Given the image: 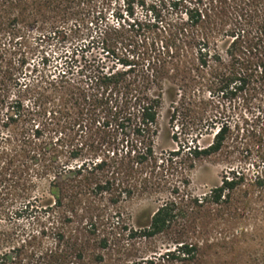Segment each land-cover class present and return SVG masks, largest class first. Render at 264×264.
Listing matches in <instances>:
<instances>
[{
	"label": "rangeland",
	"instance_id": "rangeland-1",
	"mask_svg": "<svg viewBox=\"0 0 264 264\" xmlns=\"http://www.w3.org/2000/svg\"><path fill=\"white\" fill-rule=\"evenodd\" d=\"M75 5V15L69 24L73 29L72 42L38 45V33L29 27L24 49L35 52L30 60L33 64H41V57L46 55V72H67L73 90L77 88L90 96L103 93L96 85L98 76L103 73L128 70L131 79L143 81V74H149L150 55L170 35L169 30L186 17L183 8L173 10L168 0H79ZM258 9L264 12V0L259 1ZM107 25L113 28L107 29ZM256 31L257 28H251L250 41L239 43L236 48L237 57L240 59L239 55H242L250 66L264 53V38L259 40ZM219 40V49L228 59L232 38L223 36ZM120 60H130L136 66L130 69ZM205 79L199 78L194 83L190 79L186 96L177 105L171 99H165L160 110V133L155 143L160 161L155 168H138L126 175L127 180L138 186L131 197L124 196V192L120 198L118 211L122 212L125 222L121 224L124 228L119 230L121 237L113 240L115 243L109 248L99 246L100 237L110 236L112 227L104 230L100 225L102 232L93 233L86 226L85 217L92 213L101 219L116 211L110 203V194L105 193L89 198V205L94 210L87 213L86 208H82L83 211L81 207L77 208L79 212L63 224L59 217L68 209L63 206L52 211L39 210L26 217L9 212L8 216L0 218V232L11 236L0 245V256L13 247L22 246L21 263L41 264L39 255L55 244V235L50 230L62 224L66 237L62 241L65 254L60 258V264H264V96L251 87L233 98L211 95ZM72 98L65 106L58 100L51 103L53 110H59V121L53 120L50 136L62 137L67 144L65 149H77L83 155L77 162L96 153L101 157L112 156L113 152L121 156L136 148V144L140 146L141 137L133 132V128L119 127V122L112 120L107 100L96 103L81 100L79 96V104H76ZM216 111L232 124L228 146L220 155L192 160L190 147L197 143L206 146L214 137V132L207 126L199 124L196 127L194 123ZM78 118L83 130L74 123ZM9 129L0 131L8 133ZM57 130L62 133H56ZM174 151L179 154L172 155ZM229 165L246 173V184L238 189L232 205H226L211 216L205 215V211L190 214L188 199L210 193L221 183ZM43 186L44 179L34 195L42 193ZM123 187L115 191L116 196ZM166 203H175L172 208L182 217L177 223L187 222L184 228L176 225L152 238L132 239L129 236L131 229H143L149 224L153 213ZM117 220L115 216L111 221L117 226ZM180 230L185 233L186 240L199 243L195 259L173 260L167 256L168 251L175 248L174 237ZM74 239L79 246L67 245ZM9 260L16 261L14 254H10Z\"/></svg>",
	"mask_w": 264,
	"mask_h": 264
},
{
	"label": "trees",
	"instance_id": "trees-1",
	"mask_svg": "<svg viewBox=\"0 0 264 264\" xmlns=\"http://www.w3.org/2000/svg\"><path fill=\"white\" fill-rule=\"evenodd\" d=\"M78 1L0 0V130L10 128L8 133L0 131V218H5L9 212L26 217L39 210L52 211L63 206L68 208L59 217L63 224L72 220L73 214L79 212L77 208L81 207L82 211L86 208L87 213L94 210L88 202L91 196L108 193L116 211L101 219L93 213L85 218L86 226L93 233L102 232L100 225L104 230L112 227L110 236L102 235L99 241L101 248H109L115 243L114 238L121 237L119 230L124 228L121 225L125 222L123 214L118 211L120 198L124 192V196L131 197L138 186L127 180L126 175L138 168H155L160 161L155 143L160 133V110L166 98L177 105L186 96L189 80L194 83L199 78H206L211 95L233 98L251 87L264 96V53L251 66L239 55L243 59L241 62L236 53L239 43L250 41L251 28H257L259 40L264 38V12L258 9L260 0H168L173 10L183 8L186 17L169 30L170 35L150 55L149 74L144 73V80L137 82L131 79L128 70L103 73L96 84L103 93L90 96L76 87L77 91L73 90L67 72H46V55L41 57V64H33L30 60L35 52L24 49L29 27L38 33V45L72 42L73 29L69 24ZM106 28L113 27L107 25ZM223 36L232 38L228 59L219 49V37ZM120 61L124 66L134 68L132 61ZM79 96L81 100L96 103L107 100L112 120L119 122V127L133 128V132L141 137L140 146L136 144V148L121 156L113 152L112 156L101 157L96 153L77 162L83 155L74 147L65 149L67 144L62 137L50 136L53 131L50 126L53 120L59 121V110H53L51 103L58 100L65 106L73 97L79 104ZM4 111L6 113L2 115ZM79 120L74 119V123L83 130ZM194 124L196 127L199 124L207 126L214 132V137L206 146L197 143L190 147L192 160H206L222 154L232 136L230 121L216 111L212 116L200 117ZM59 132L62 130L56 133ZM178 154V151L172 153ZM43 179V192L34 195ZM245 179L243 170L229 165L221 183L210 193L188 199L189 213L205 211V215L211 216L226 205H232L236 192L246 184ZM122 186L124 189L116 196L115 191ZM174 204L160 206L149 224L143 229H131L129 236L132 239L152 238L176 225L184 228L187 222L177 223L182 217L172 208ZM115 216L117 226L111 221ZM62 224L50 230L55 235V244L39 255L41 264L44 260V264H60V258L65 254L62 241L66 237ZM184 234L182 230L176 233L175 248L167 253L173 260H191L198 255L199 243L186 240ZM10 237L7 232H0V245ZM67 245L75 247L80 243L74 239ZM22 249V246L13 247L3 252L0 264H23L19 260ZM10 254H14V263L9 260Z\"/></svg>",
	"mask_w": 264,
	"mask_h": 264
}]
</instances>
